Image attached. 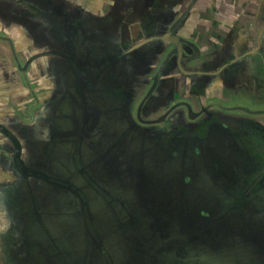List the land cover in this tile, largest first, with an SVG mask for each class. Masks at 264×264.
I'll return each mask as SVG.
<instances>
[{
	"label": "flooded vegetation",
	"instance_id": "flooded-vegetation-1",
	"mask_svg": "<svg viewBox=\"0 0 264 264\" xmlns=\"http://www.w3.org/2000/svg\"><path fill=\"white\" fill-rule=\"evenodd\" d=\"M79 1L8 0L16 21L0 16V39L26 30L38 51L20 62L9 38L15 67L0 70V264H264V6L209 34L177 0L106 20ZM38 55L58 71L42 104ZM20 77L34 100L8 116ZM120 86L125 100L108 92Z\"/></svg>",
	"mask_w": 264,
	"mask_h": 264
},
{
	"label": "crops",
	"instance_id": "crops-1",
	"mask_svg": "<svg viewBox=\"0 0 264 264\" xmlns=\"http://www.w3.org/2000/svg\"><path fill=\"white\" fill-rule=\"evenodd\" d=\"M57 1V0H56ZM62 1L64 7H73L76 5L77 0H58ZM97 7L96 10L92 8L93 5L89 3L87 0H80L79 3L81 4L79 9L80 15L82 18L90 17H103L102 19L112 18L114 17V13H123L124 15L129 14L130 12H126L125 10H119V8L123 4L127 3L125 1L129 0H96ZM123 1V2H121ZM150 1V0H149ZM157 0H153V2ZM178 4L177 10H179V15L185 13L186 17L185 20L187 23H194L199 24L198 26L202 30L208 31L207 33L213 34L214 31L211 30L210 25H217V30L224 29V25L232 24V18L235 15L240 20L238 23L244 22L245 24L252 23V16L256 17L258 15V8L260 6H264V0H177ZM4 2V1H2ZM151 2V5L152 3ZM2 5V4H1ZM6 9L4 11H0V16L4 14L7 18V22H13L14 17H11L10 9L12 4H9L8 0L5 4ZM125 7V6H124ZM21 11H25V9H21ZM31 11V9H30ZM33 12V11H32ZM47 12L44 10V13ZM197 15H193L194 13ZM26 13V12H22ZM34 13V12H33ZM132 13V11H131ZM47 15V13L45 14ZM245 16V17H244ZM12 18V19H11ZM35 18V17H34ZM40 18H44V16L40 15ZM16 21V20H15ZM128 22H135L138 23L137 19H131ZM20 25L19 23H15ZM22 27V25H20ZM192 29H196V27H192ZM138 27H136L135 32L137 33ZM216 31V30H215ZM211 36V35H210ZM4 224H0V234H2V227ZM5 234V230L3 232ZM0 263L3 262V253L6 256L7 250L3 249L0 246ZM3 252V253H2Z\"/></svg>",
	"mask_w": 264,
	"mask_h": 264
},
{
	"label": "rangeland",
	"instance_id": "rangeland-1",
	"mask_svg": "<svg viewBox=\"0 0 264 264\" xmlns=\"http://www.w3.org/2000/svg\"><path fill=\"white\" fill-rule=\"evenodd\" d=\"M87 1H89V3L91 5H93L92 8L94 10H96V8H98L97 7V1L96 0H87ZM21 29L23 30V27H21ZM21 32H22V34H18V33H16V32L13 31L11 34H8L7 35V38L8 37L11 38L12 46L15 48L14 51L16 53L17 59L20 62L21 61L25 62L26 60H28V59L31 58V56H32L33 53L38 52V51L36 50L37 47L33 46V44H31V42L30 43L27 42V38L25 36L26 30H23ZM13 34H14V36H13ZM9 38L8 39H0V50L3 51V58H6L7 59L6 60L7 63H4L5 61H2L1 62L4 65V68L5 69L0 68V70L1 71L5 70L6 73L8 72L9 69H12L13 68V70H14V67H15L14 66V62H13V59H12V50H11V45H10ZM76 38L75 39L72 38V40H71L72 43H74L75 41H76L77 44L80 43V42H81V44L84 43L82 41H79L80 38H81V36H79V37L77 36ZM89 43H91V42H89ZM96 44L97 45H96V48H95L94 53H97L98 51H100V47H106V48H108V50H106L105 52H108L109 49L111 48V46L110 45H107V44L102 45V46H101V44H98V43H96ZM80 48L81 47L78 46V48L76 49V52H79L80 51V52L83 53L84 50H80ZM59 52L62 53L60 50H59ZM64 54H66V53L63 52L62 55L64 56ZM88 54L89 55L87 57H89V62H91V58H93V56H92L93 54H91V55H90V53H88ZM71 55H69V56L72 57ZM98 56L99 55H96L95 54V57H94L95 60H97V58H99ZM87 57H86V60H87ZM39 59H42V60H39ZM37 60H39V62H40L39 63L40 64V67H39V69L37 71L34 72L35 73L34 74L35 78H33L34 76H32L31 79H33V80L29 79L30 80V84H29L30 86L27 85L25 82H23L24 84H21L20 83V81H24V78L23 77L15 78L13 80V82H15L13 84H16V86L19 85L18 87L14 86V88H13V91L16 93V95L18 96V98L15 97V96H13L14 98H12L10 96L11 97L10 99H12V101H10L11 102L10 105H9V103H7V104L5 102L2 103V107L5 109V111H6V113H7L8 116L17 115L18 114V110H20L22 112H27L28 111V107L30 106V104L34 100L33 98H32V100H29L28 99V98L31 97V95H30V93L28 91V86L31 87V89H32L30 91H37V92H39V95L40 96L38 95L39 96L38 97V100H39L40 104H42V102L48 101L47 99H49L53 95V88L54 87H55L54 89H56V90L59 89V85L58 84H56L51 89L50 82L48 84L44 83L46 79H49V77H47V75L49 74V72H50L53 80H54V78H56V74L58 73V71L56 70V68L54 66H52V64H50V57H44V56H39L38 55V57L37 58H33L32 61L36 63ZM58 60H61V59H58ZM48 64H50L49 69L46 68ZM99 66H101V64ZM50 68H52V69L50 70ZM45 69H46V71H45ZM46 73H47V75H46ZM57 77H58V75H57ZM38 82L40 83L39 85H41L42 87H40L38 85ZM20 84L22 85L21 87H20ZM42 89H45L48 92V94L43 95V97L46 96V99L45 98L43 99L41 97V95L43 94L42 93L43 92ZM60 90L66 91V90H68V87H66L64 89H60ZM34 107L37 108V105H35ZM160 112L161 111L158 110L154 114V117H156V115H159ZM19 118H20L21 121H24V123H26V124L28 123V120L27 119H22L21 117H19ZM24 153H25V157H26L27 154H26V148L25 147H24ZM140 167H141V169L143 168L142 166H140ZM124 169H126V171L129 170L128 167L127 168H124ZM104 171L105 172H108V174L111 175L112 177H114L113 175H116V172L114 170L111 171L110 167H105ZM71 180L73 181V179H71ZM104 187H106V186H104ZM139 191H145L144 186H141V189ZM139 198H140V196H139ZM140 202L142 203L143 200H141ZM6 222L7 221H6V218L4 217L3 213H0V224L6 223ZM99 253L100 254H98V255L100 256L101 255V252H99ZM101 257H102V255H101Z\"/></svg>",
	"mask_w": 264,
	"mask_h": 264
},
{
	"label": "trees",
	"instance_id": "trees-1",
	"mask_svg": "<svg viewBox=\"0 0 264 264\" xmlns=\"http://www.w3.org/2000/svg\"><path fill=\"white\" fill-rule=\"evenodd\" d=\"M115 77H118L117 75H115ZM120 79V78H119ZM121 80V79H120ZM99 84H97L96 86L99 88V90L101 89L102 90V88H101V86L99 87L98 86ZM103 90H105L106 91V89L105 88H103ZM107 92V91H106ZM108 92L109 93H111L112 95H114V96H118V97H120L122 100H125L126 98H125V95H124V93H123V91H122V89H121V86H120V88L119 89H117V90H113L112 92H111V90L109 89L108 90ZM111 94H109V95H111ZM246 128H249L248 126H243L242 128H241V130L239 129V135H241V136H246V137H248V138H250V137H252L253 135H254V132H251V130H248V129H246ZM251 132V133H250ZM182 133H183V131L182 132H179V134H177L176 132L175 133H172V136H181L182 135ZM173 145V142H172V140H167V146L170 148V146H172ZM258 145H256V142H254L253 144H252V151H253V154H256L257 152H259V149H258V147H257ZM0 213H3L2 211H0ZM2 234H4L3 232H2Z\"/></svg>",
	"mask_w": 264,
	"mask_h": 264
},
{
	"label": "water",
	"instance_id": "water-1",
	"mask_svg": "<svg viewBox=\"0 0 264 264\" xmlns=\"http://www.w3.org/2000/svg\"><path fill=\"white\" fill-rule=\"evenodd\" d=\"M174 43H175V40H174ZM114 60H111V63L113 62Z\"/></svg>",
	"mask_w": 264,
	"mask_h": 264
}]
</instances>
